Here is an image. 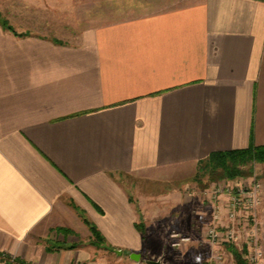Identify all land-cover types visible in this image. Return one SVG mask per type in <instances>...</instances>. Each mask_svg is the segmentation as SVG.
Wrapping results in <instances>:
<instances>
[{
  "label": "crops",
  "instance_id": "obj_1",
  "mask_svg": "<svg viewBox=\"0 0 264 264\" xmlns=\"http://www.w3.org/2000/svg\"><path fill=\"white\" fill-rule=\"evenodd\" d=\"M168 3L74 42L0 24L1 253L138 264L125 253L187 202L170 183L264 146V0Z\"/></svg>",
  "mask_w": 264,
  "mask_h": 264
},
{
  "label": "rangeland",
  "instance_id": "obj_2",
  "mask_svg": "<svg viewBox=\"0 0 264 264\" xmlns=\"http://www.w3.org/2000/svg\"><path fill=\"white\" fill-rule=\"evenodd\" d=\"M161 1L169 2L165 6H173L178 2V0H0V19L5 20L14 32L19 34H36L61 42H74L77 36L89 27L121 16L154 10ZM242 169L246 172L251 171L252 174L233 179L221 178L211 182L208 174L203 175L195 170L190 175L183 174L181 181L170 183L167 190L171 189V194L176 191L177 196L181 199L186 198L187 202L179 207V218L169 222L173 215L165 214L160 217L159 222L152 223L149 231L154 236L147 240V247L140 255L138 264H146L145 259L160 260L167 264H214L220 259L221 264H237L228 246L238 249L248 264H264V162L252 161L242 166ZM240 180L258 181L262 185L263 199L256 210V224L251 221L248 225L253 232L249 230L248 234L242 233L234 243L213 245L208 241L205 232L212 225L214 208L226 202L225 194L216 193L214 190L217 185L224 189V184L233 186ZM219 209L223 211L224 218L223 208ZM171 233H178L179 237H186L188 240L174 247L172 243L175 238L170 236ZM246 245H249V249ZM129 255L130 253L124 255L128 263L131 262ZM115 257L113 254L112 258ZM3 262L11 264L8 260Z\"/></svg>",
  "mask_w": 264,
  "mask_h": 264
},
{
  "label": "built area",
  "instance_id": "obj_3",
  "mask_svg": "<svg viewBox=\"0 0 264 264\" xmlns=\"http://www.w3.org/2000/svg\"><path fill=\"white\" fill-rule=\"evenodd\" d=\"M223 186H225L224 189L219 188L217 185L214 191L225 194L226 202L224 201L222 206L214 208L212 225L205 232L208 241L213 245L234 243L237 242L242 233L248 234L249 230L253 232V229H250L248 225L251 221L254 222V225L256 224V210L262 204L263 199L262 185L258 181L249 182L240 180L233 186H228L227 184ZM220 207L224 210V218L222 217L223 211L219 209ZM224 222L225 224L223 225ZM170 236L175 238V241L172 243L174 247H178L188 240L186 237H179L178 233H171ZM246 247L248 248L249 245H246ZM242 256L247 262L244 255ZM2 259H4L3 261H10L9 263L11 264H28L19 262L11 255L0 252V260ZM214 264H221L220 259L219 261L217 259Z\"/></svg>",
  "mask_w": 264,
  "mask_h": 264
},
{
  "label": "trees",
  "instance_id": "obj_4",
  "mask_svg": "<svg viewBox=\"0 0 264 264\" xmlns=\"http://www.w3.org/2000/svg\"><path fill=\"white\" fill-rule=\"evenodd\" d=\"M0 24L6 30L14 32L12 27L5 21L0 19ZM252 161L264 162V146H248L244 149H235L225 152H213L209 154L205 159L199 161L196 169L197 173L208 174L209 181H215L217 179L226 178L233 179L237 176L251 175V171H244L242 166H246ZM201 183V182H200ZM87 223V221L85 220ZM137 228L145 238L144 224L139 221L136 224ZM90 229L93 235V240L100 239L97 229L90 225ZM71 247H74L73 245ZM237 264H247L243 258V254L233 246H228ZM244 252V249H243ZM19 262H22L16 259Z\"/></svg>",
  "mask_w": 264,
  "mask_h": 264
},
{
  "label": "water",
  "instance_id": "obj_5",
  "mask_svg": "<svg viewBox=\"0 0 264 264\" xmlns=\"http://www.w3.org/2000/svg\"><path fill=\"white\" fill-rule=\"evenodd\" d=\"M129 256L131 259L136 260V261H138L140 259V254H138V253H130ZM144 262L146 264H167V263L162 262L160 260H151V259H145Z\"/></svg>",
  "mask_w": 264,
  "mask_h": 264
}]
</instances>
